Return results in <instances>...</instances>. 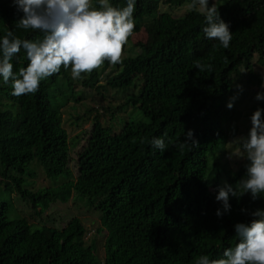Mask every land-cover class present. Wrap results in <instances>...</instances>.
<instances>
[{
	"label": "trees",
	"instance_id": "16d2710c",
	"mask_svg": "<svg viewBox=\"0 0 264 264\" xmlns=\"http://www.w3.org/2000/svg\"><path fill=\"white\" fill-rule=\"evenodd\" d=\"M109 2L126 6V0ZM215 2L232 32L227 49L205 37L206 22L198 5L190 7L193 0H135L122 64L106 61L81 79L61 67L36 93L19 97L11 81L0 82V264H195L201 255L219 259L235 245V224L249 223L252 212L264 209V196H230L224 212L216 195L225 182L234 186L246 177L245 157L234 168L224 162L240 105L249 111L240 119L249 118L241 137L248 135L252 113L264 109V99L244 96L264 83V0ZM176 6L186 9L177 15ZM21 15L12 0H0V36L12 30L42 39L16 27ZM139 30L144 40L133 41ZM194 61L210 63L212 71L199 72ZM12 63L14 71L27 66L23 50ZM107 90L122 96L121 104L131 108L127 115L115 117L107 103L94 104ZM68 127L78 130L71 134ZM188 130L198 147L181 150ZM153 137L163 138L167 149L154 148ZM38 173L48 185L33 186ZM12 193L37 215L72 199L91 207L99 221L95 233H105L103 255L93 236L85 240L76 216L62 227L8 217Z\"/></svg>",
	"mask_w": 264,
	"mask_h": 264
},
{
	"label": "clouds",
	"instance_id": "9594fccd",
	"mask_svg": "<svg viewBox=\"0 0 264 264\" xmlns=\"http://www.w3.org/2000/svg\"><path fill=\"white\" fill-rule=\"evenodd\" d=\"M17 12L22 13L16 27L24 32H39L42 39L21 38L12 30L0 36V82L11 81L12 95L34 94L42 80L58 73L61 67L71 68L73 79H81L103 67L123 63L124 46L135 27V0H126V6L114 7L109 0H12ZM199 8L204 16L205 37L218 40L227 49L232 40L229 25L219 14V5L213 0H193L192 9ZM24 51L28 61L26 67L14 71L12 61ZM199 72H211L210 63L194 61ZM242 91V87L240 88ZM233 97L227 106H233ZM257 100L264 94L257 93ZM264 109L257 108L251 115V128L246 137L239 138V151L235 154L248 161L246 177L234 186L225 182L219 187L216 200L221 202L223 211L230 210L229 198L250 193L256 200L264 196ZM151 145L165 151L168 145L161 137H153ZM198 147L192 130L185 133L179 148L184 150ZM218 216L221 210L217 209ZM249 223L235 224L237 242L224 249L222 257L210 259L201 255L195 264H264V209L251 213Z\"/></svg>",
	"mask_w": 264,
	"mask_h": 264
},
{
	"label": "rangeland",
	"instance_id": "374dc122",
	"mask_svg": "<svg viewBox=\"0 0 264 264\" xmlns=\"http://www.w3.org/2000/svg\"><path fill=\"white\" fill-rule=\"evenodd\" d=\"M161 8H166L165 5L161 4L159 9ZM186 9V6H176L174 9H172V12L174 14L179 15L181 12H183ZM199 9V8H198ZM137 35L132 37V40L134 41L135 39L137 40H144L145 34L143 31L139 30ZM79 85L73 86L74 90L79 89ZM264 90V83H262L261 87L255 88L254 90L249 91L246 93L247 95H244L246 97L248 96H254L256 97V94L263 93ZM86 91V90H85ZM87 92H91L90 90H87ZM92 93V92H91ZM98 96H94V104L95 105H104L107 103L108 105L111 106L113 109L115 117H124L129 113L131 108H129L128 105H123L122 103V96L114 92L112 90H107L104 91V99L99 100ZM87 103L90 102V98L85 99ZM244 110L242 111V116L240 119H243L244 114H248V112L245 113L246 106L240 105ZM100 107V106H99ZM111 113V114H112ZM109 111L105 112V116L102 117L101 122L102 124H107L109 121ZM240 119L236 122V133L234 136L231 137L230 143L226 152V155L224 157V162L227 166L234 168L237 164L240 163L241 161V156L236 155L235 153L238 152L237 149L235 148L234 144L236 140L238 141L239 138L242 136L241 133L244 130V126L248 124V116H245L244 122H242ZM114 125L117 127V122L113 120ZM88 123L84 122L83 123V128H87ZM68 129H73L71 134H74L78 129L73 128V127H68ZM241 135V136H240ZM235 141V142H234ZM234 142V143H233ZM82 143V140L78 141V144L80 145ZM76 145L72 152L70 153V162L69 166L71 167L74 164V160L76 158V151L78 149L79 145ZM31 167L33 164L30 165ZM33 168V167H32ZM74 173V171H72ZM42 185H48V181L45 180V178L42 177L40 173H38L35 182L33 184L34 187L42 186ZM11 200L13 203V206L15 208V213L13 206L10 207L8 217L13 218V217H20L22 216L25 218L29 223H34L37 225H48V226H54V227H62L65 225L66 221L70 219L73 216H76L79 218L81 224L84 227L85 230V240L87 241L90 237H94V241L96 244V249H97V254L99 256L103 255L102 252V243H103V236H104V231H101L100 234L95 233V229L99 226V221H98V215L97 212L94 211L91 207H87L85 204L83 205L82 203L72 199L68 200L64 203L60 202H55L49 205V207L39 213L38 215L33 212V210L29 207L26 201H23L18 198V196L14 193L10 194ZM7 197V196H6Z\"/></svg>",
	"mask_w": 264,
	"mask_h": 264
}]
</instances>
